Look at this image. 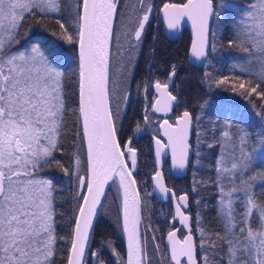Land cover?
Returning a JSON list of instances; mask_svg holds the SVG:
<instances>
[{
  "label": "snow or ice",
  "instance_id": "snow-or-ice-1",
  "mask_svg": "<svg viewBox=\"0 0 264 264\" xmlns=\"http://www.w3.org/2000/svg\"><path fill=\"white\" fill-rule=\"evenodd\" d=\"M153 8L152 0H0V264H264V0L161 9L171 33L190 22L189 62L204 68L207 97L195 115L185 107L160 124L166 144L153 136V192L174 205L166 247L149 236L159 231L151 222L141 231L153 192L141 195L134 141L151 117L145 107L142 122L128 119L133 82L136 96L155 90L153 112L179 103L170 91L178 62L158 64L155 35L145 51ZM225 51L236 53L227 75L217 67ZM160 70L166 77L153 79ZM168 149L172 170L194 169V202L166 183ZM201 170L208 175L195 179ZM113 207L125 251L106 238L93 249L96 222Z\"/></svg>",
  "mask_w": 264,
  "mask_h": 264
},
{
  "label": "trees",
  "instance_id": "trees-1",
  "mask_svg": "<svg viewBox=\"0 0 264 264\" xmlns=\"http://www.w3.org/2000/svg\"><path fill=\"white\" fill-rule=\"evenodd\" d=\"M161 2H177L181 3L184 0H160ZM46 36L47 33H44ZM225 36H227V33H225ZM157 39L155 40V48H156V57L159 65H163L164 69L167 68V65L170 62L176 61L178 62V73L176 77L174 78L175 86L173 87L176 92H178V100L179 103L176 104L175 110L185 109L187 107L190 111L193 112L195 115L198 111V101L207 99L205 96V87L201 85L200 83V76L201 73L204 71V68L202 66L200 67H194L187 63L186 61V50L189 43V35L188 32L184 29L182 30L178 41H174V43H169L165 40L161 35H156ZM152 40L145 43V51H147L148 44L151 43ZM236 53L231 51H225L222 54V59L217 63V67L220 69L222 74L227 75L229 74L227 71V63L228 58L230 56H234ZM157 65H153V68H156ZM146 64L145 59L143 56L140 58V64L138 73H144L146 72ZM167 73L165 70H160L155 73L153 76V79L160 78L164 79L166 77ZM137 78L139 79L140 76L138 74ZM229 94L227 92L223 93L224 97H227ZM234 105L238 107L240 112L247 113V105L245 101H243L241 98L236 97L233 101ZM128 119L129 120H141V118H133L130 113L128 112ZM207 117H205V120ZM191 140L193 144L195 143V135L191 137ZM141 149V150H140ZM140 150V156L138 158V169L135 173L136 178L138 181H141L142 183L139 184V188L141 191V195L143 196L144 192H151L148 190V176L153 170V165L151 161L150 156V150L148 149L147 144L141 145L139 147ZM66 159V158H65ZM165 173V179L166 183L169 186H174L178 192H184L187 191L189 193L190 201L194 202L198 197L197 193L192 192V180H193V173L194 169L189 166L186 173L179 177L175 178L172 177L170 174L168 175L167 172ZM53 175L59 176L58 173H53ZM208 175L207 171L201 170L199 171L195 179L200 180L202 178H205ZM111 187L108 188V198L105 201L106 205L109 207L112 206V198L116 195V186L110 184ZM211 192V189L209 187H205L203 185L200 186L199 190V196L204 197L205 199L211 200L212 197L209 195ZM149 202V209L144 212V216L146 217L144 220V224L147 225L149 222H151V225L153 228L159 229V231L155 233H149V236L155 235L157 237V243L161 244L162 247V237L165 231H167L173 224V221L171 219V208L168 203H158L154 200L153 196L148 197ZM191 211L193 214L195 213V205L194 203L191 206ZM115 212L116 209L113 207L112 212L110 214V217L113 218V223L109 222L110 225H115ZM150 218V220H149ZM143 225V224H142ZM115 237L117 238V235L119 234V230L115 227ZM98 232V233H97ZM111 233V229L108 228V224H106L104 219L98 218L96 225H95V239L101 240L102 238L111 239L109 237H106L107 234ZM120 239V237H119ZM118 239V240H119ZM99 246V245H98ZM105 255H108L107 253Z\"/></svg>",
  "mask_w": 264,
  "mask_h": 264
},
{
  "label": "flooded vegetation",
  "instance_id": "flooded-vegetation-1",
  "mask_svg": "<svg viewBox=\"0 0 264 264\" xmlns=\"http://www.w3.org/2000/svg\"><path fill=\"white\" fill-rule=\"evenodd\" d=\"M152 3L154 5V8H153V12L151 14L150 24L148 25V28H147L146 43L149 42L150 40H152V37L154 35L156 36L158 34L161 35L163 38H165V40L168 41L169 43H174V41H178V38H179L180 35L177 36L174 39H168V38H166L164 36V34L162 32L161 23H160V21H159V19L157 17V10H158L159 6L163 2H161L160 0H152ZM174 86H175V84H173L170 87V91H172V93L174 95H177L178 92H176V90L173 89ZM132 91H133V97H134V99H133L132 105L129 107V113H130V115L133 118H138V117L141 118L140 121L142 122L143 121V115H144V111L143 110H144L145 107H147L148 113H149V115L151 117V121H152V123L147 124V125H144L142 123V132L139 133V134H137V137H136V139L134 141V146L138 147V149H139V147H141V145H143L144 143L147 144L148 145V149L150 150V156H151V161H152L151 138L153 136L159 137L158 125H159V122L162 119L161 117L156 116L155 114H153L152 111H151V103L154 100L155 93H154L153 89H149V91L147 93V99H145V96H144L143 92H141V95L136 96L135 82H133V84H132ZM176 104L172 108L171 113L165 118V119H167L169 121V123H173L174 120L176 119V117L180 114V112L183 111V109H180V110H177L176 111L175 110ZM190 139H191V137H190ZM161 141H162V139H161ZM152 165H153V161H152ZM161 168H162L163 172H167L168 175L170 174L169 173V161H168L167 158L165 159L164 164H163V166ZM187 169H186V171H187ZM179 177H181V176H179ZM179 177H175V178H179ZM147 182H148V190L151 191V187H150V184H149V180L148 179H147ZM164 203H168L169 204V206L171 208V213H172V207H171L170 202H164ZM171 219H172V217H171ZM171 229L172 228L170 227L167 231H165L164 234H163V237H164L165 233L168 232ZM182 235H183V232H182V229H181V231L178 232V238H181ZM163 237H162V243H163ZM112 241L114 242V244L116 245V247H117V249L119 251L124 252L123 246L120 243L121 241L119 242L118 239L115 236L112 238ZM98 245H99V240H96L95 239V242L92 244V248L95 249L96 247H98ZM163 246H164V243H163ZM109 255H110V253H109ZM114 259L115 258L112 257V260L113 261H114Z\"/></svg>",
  "mask_w": 264,
  "mask_h": 264
},
{
  "label": "water",
  "instance_id": "water-1",
  "mask_svg": "<svg viewBox=\"0 0 264 264\" xmlns=\"http://www.w3.org/2000/svg\"><path fill=\"white\" fill-rule=\"evenodd\" d=\"M184 2V1H183ZM165 2H163L160 6H159V8H158V10H157V17H158V19H159V21H160V23H161V27H162V32H163V34H164V36L166 37V38H168V39H174V38H176L177 36H179L180 35V33L182 32V30L183 29H185L187 32H188V35H189V43H188V46H187V50H186V60H187V63L188 64H190V65H192V66H194V67H200L195 61H192V62H189V60H190V58H189V49H190V44H191V38H192V29H191V24H190V22H187L186 20L182 23V26H181V28L177 31V32H175V33H171L168 29H167V27H166V24L164 23V19H163V12L161 11V9L163 8V4H164ZM168 3H177V2H168ZM182 3V2H181ZM153 91H154V93H155V90L153 89ZM176 103H174L173 104V107H174V105H175ZM172 107V108H173ZM151 111H152V109H151ZM182 112V111H181ZM180 112V113H181ZM152 113L153 114H155L156 116H159V117H161L162 119H161V121L159 122V125H158V133H159V137H157V138H160V139H162V143H164V144H166L167 143V137L166 136H164L163 135V131L162 130H159L160 129V124L164 121V120H166L165 118L171 113V111H169V112H167V113H164V112H153L152 111ZM175 121V120H174ZM174 123V122H173ZM151 146H152V161H153V167H154V165H155V142H154V140H153V137L151 138ZM168 159V161H169V173H170V175H172L173 177H179V176H182V175H184L185 174V172H186V169L183 171V172H180V173H178V171L177 170H172L171 169V150L170 149H168L167 151H166V154H165V156H164V158L162 159V162H161V167L163 166V164H164V161H165V159ZM148 180H149V184H150V187H151V191L153 192V185H152V182H151V174L149 175V177H148ZM110 184H111V182H110ZM108 190V188H106V191ZM153 198H154V200L156 201V202H158V203H163V202H170V204H171V207H172V212H174V205L171 203V201L170 200H165L163 197H161L160 195H159V193H155V192H153ZM176 227L177 228H180V225H179V223L178 222H176ZM172 230V229H171ZM182 232H183V235H182V237L181 238H178V239H183V236L186 234V230H183L182 229ZM167 233L168 232H166L165 233V235H164V237H163V243H164V247H166L167 246V244H168V239H167ZM121 235V234H120ZM121 244H122V246H123V250L125 251V243H124V239H123V237H122V235H121Z\"/></svg>",
  "mask_w": 264,
  "mask_h": 264
},
{
  "label": "rangeland",
  "instance_id": "rangeland-1",
  "mask_svg": "<svg viewBox=\"0 0 264 264\" xmlns=\"http://www.w3.org/2000/svg\"><path fill=\"white\" fill-rule=\"evenodd\" d=\"M112 215V214H111ZM104 219L105 220V222H106V224H108V228L109 229H111V233H110V235L108 236V235H106V237H109V238H113L114 236H115V227H116V225H110L109 224V222H110V220H111V222L113 223V216L112 217H110V214H104V213H102L101 215H100V219ZM113 220V221H112ZM110 222V223H111ZM144 227H145V224H143V225H141V231L143 232L144 231ZM112 236V237H111ZM119 237H121V235H120V232H119V234L117 235V239H119ZM119 242L121 241V238L118 240ZM108 255H109V253H107ZM165 264H167V261H165Z\"/></svg>",
  "mask_w": 264,
  "mask_h": 264
},
{
  "label": "bare ground",
  "instance_id": "bare-ground-1",
  "mask_svg": "<svg viewBox=\"0 0 264 264\" xmlns=\"http://www.w3.org/2000/svg\"><path fill=\"white\" fill-rule=\"evenodd\" d=\"M184 30V29H183Z\"/></svg>",
  "mask_w": 264,
  "mask_h": 264
}]
</instances>
